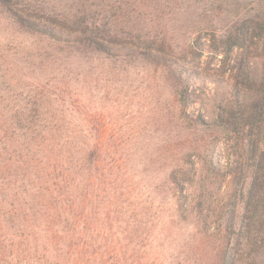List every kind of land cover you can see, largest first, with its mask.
<instances>
[{
	"label": "trees",
	"instance_id": "1",
	"mask_svg": "<svg viewBox=\"0 0 264 264\" xmlns=\"http://www.w3.org/2000/svg\"><path fill=\"white\" fill-rule=\"evenodd\" d=\"M209 35L264 66V0H0V264H264V69L190 112Z\"/></svg>",
	"mask_w": 264,
	"mask_h": 264
},
{
	"label": "rangeland",
	"instance_id": "2",
	"mask_svg": "<svg viewBox=\"0 0 264 264\" xmlns=\"http://www.w3.org/2000/svg\"><path fill=\"white\" fill-rule=\"evenodd\" d=\"M202 42L206 49L203 55L195 60V63H199L197 67L203 75L194 76L190 79L191 88L195 90V93L188 104V110L195 114L203 113L207 117L215 118L220 104L225 103V101L231 102L242 99L241 101L244 102L246 114L248 115L252 112V108L259 98L257 84L260 73L264 69L255 45L249 44L247 47L230 51L225 41H220L219 36L213 39L211 35L202 37ZM216 46L219 51L223 52L217 53L214 50ZM240 52L246 56L247 61L232 68L233 63H235L233 56ZM241 69L246 70L242 71ZM236 88H238L237 95ZM86 97H89V94ZM140 121L141 119H135L134 126ZM142 121L147 124V127H150L154 122L150 117H143ZM142 126L144 127L145 124L142 123L141 126H136L135 130H143ZM109 128H107V131H109ZM130 139L136 140V135H131ZM243 155L247 156V151L243 152Z\"/></svg>",
	"mask_w": 264,
	"mask_h": 264
}]
</instances>
